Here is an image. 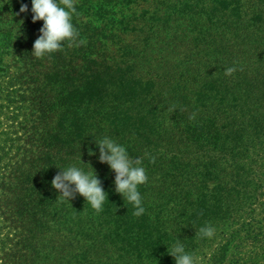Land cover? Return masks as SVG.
Returning <instances> with one entry per match:
<instances>
[{
  "label": "trees",
  "instance_id": "16d2710c",
  "mask_svg": "<svg viewBox=\"0 0 264 264\" xmlns=\"http://www.w3.org/2000/svg\"><path fill=\"white\" fill-rule=\"evenodd\" d=\"M31 6L0 0V78L11 71L7 56L40 35ZM75 8L85 43L45 56L59 130L0 140V161L16 148L2 181L17 222L3 240L7 264H175L168 250L177 240L196 256L207 239L199 228L237 223L234 209L252 208L255 183L241 187L238 177L254 170L243 158L264 129V0H76ZM105 136L142 158L139 217L99 162ZM70 165L101 180L108 201L99 214L79 194L57 199L51 181ZM64 228L73 237L41 255L47 233Z\"/></svg>",
  "mask_w": 264,
  "mask_h": 264
},
{
  "label": "rangeland",
  "instance_id": "374dc122",
  "mask_svg": "<svg viewBox=\"0 0 264 264\" xmlns=\"http://www.w3.org/2000/svg\"><path fill=\"white\" fill-rule=\"evenodd\" d=\"M123 10L126 13L125 8ZM73 25L79 29L77 24ZM19 36L23 35L20 33ZM35 37L37 38V35ZM15 41L17 45L22 43L19 39ZM80 41L77 37L75 43L77 49L82 45ZM33 44L31 43L28 50H25V45L22 48L17 47L6 58L11 71L9 75L0 78V140H4L7 136H19L17 142L24 143L29 134L38 137L53 131V128L59 130L55 123L58 118L61 119L63 112L62 109L53 111L60 107L56 104L57 99L53 97L55 91L50 92L47 77L48 71H52L54 64L48 62L45 57H33L31 54ZM55 69H60V66ZM43 108L49 109L44 115L41 112ZM49 119H51L50 124H48ZM10 145L11 142L8 143V147ZM38 148H41L40 145ZM7 150L9 155L0 161V264L9 262L5 254L7 249L3 244L5 233L8 230L13 231L17 224L9 205L12 194L6 192L2 183L3 179L11 174L14 166V160L11 158L14 157L16 148L10 147ZM254 150L253 155L249 154V157L245 155L243 158L244 163L252 165L254 170L244 166L239 171L238 177L241 187L244 183L247 186L255 183L254 189L249 187L254 192L251 194L254 200L247 202L252 208L245 206L241 209L243 212L233 208L237 223L228 221L214 227L215 235L207 238L196 254L197 264H264V129L260 131V138ZM250 156L254 158L253 162ZM237 212L240 213L237 215ZM67 233L69 231L66 228L62 232H48L40 254L50 256L57 252L56 244L66 240ZM71 236L73 237L72 234ZM219 253H223L221 262L218 261Z\"/></svg>",
  "mask_w": 264,
  "mask_h": 264
},
{
  "label": "clouds",
  "instance_id": "9594fccd",
  "mask_svg": "<svg viewBox=\"0 0 264 264\" xmlns=\"http://www.w3.org/2000/svg\"><path fill=\"white\" fill-rule=\"evenodd\" d=\"M75 4L76 0H31L32 22L43 21V26L39 29L40 35L33 44L31 53L33 57L44 58L62 50L64 42L67 41L69 46H72L76 41L79 32L72 23L73 13L76 12ZM19 11L26 13L28 6L22 4ZM79 43L83 44L85 41L81 40ZM235 71L236 68L228 67L225 75L230 76ZM97 146L99 162L109 165L115 172L116 193L134 206V216L143 215L145 208L142 206V196L138 187L148 182V175L142 166V158L133 160L125 147L107 136L99 140ZM89 155L95 153L90 149ZM151 162H155L154 157ZM91 169L94 170L92 166ZM51 185L59 193L58 200L70 202L79 194L98 214L103 210L105 201H108V193L104 190L95 170L85 172L80 167L70 165L54 176ZM215 231L209 224L199 228L196 236L212 238ZM168 254L174 258L175 264H197L198 258L195 254L186 252L180 240L175 242L170 251L168 250Z\"/></svg>",
  "mask_w": 264,
  "mask_h": 264
}]
</instances>
